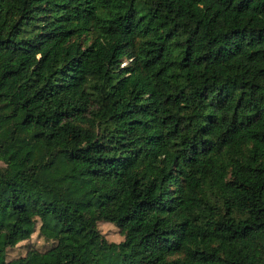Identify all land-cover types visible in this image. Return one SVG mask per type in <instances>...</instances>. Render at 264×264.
<instances>
[{
  "label": "trees",
  "instance_id": "obj_1",
  "mask_svg": "<svg viewBox=\"0 0 264 264\" xmlns=\"http://www.w3.org/2000/svg\"><path fill=\"white\" fill-rule=\"evenodd\" d=\"M82 255L264 264V0H0V264Z\"/></svg>",
  "mask_w": 264,
  "mask_h": 264
},
{
  "label": "rangeland",
  "instance_id": "obj_2",
  "mask_svg": "<svg viewBox=\"0 0 264 264\" xmlns=\"http://www.w3.org/2000/svg\"><path fill=\"white\" fill-rule=\"evenodd\" d=\"M25 89L26 88L23 85L18 83L17 77L7 80L3 85L4 92L9 94L10 98L14 101L24 95ZM37 225L38 224H35V230L28 239L20 241L13 247L6 249V260L23 256L24 253L29 249L42 252L52 246V241L45 240L38 234ZM96 227L106 241L116 243L122 240V236L114 224L110 222L98 221L96 223ZM82 264H90V259L85 255H82Z\"/></svg>",
  "mask_w": 264,
  "mask_h": 264
}]
</instances>
